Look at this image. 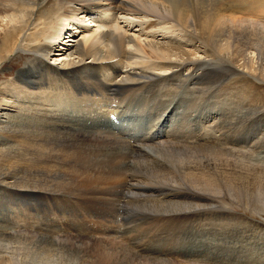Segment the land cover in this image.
Masks as SVG:
<instances>
[{
    "label": "bare ground",
    "instance_id": "1",
    "mask_svg": "<svg viewBox=\"0 0 264 264\" xmlns=\"http://www.w3.org/2000/svg\"><path fill=\"white\" fill-rule=\"evenodd\" d=\"M41 1L0 0V66L4 60H9L19 52L30 54L20 77L4 86L10 93L5 95L8 98L4 97V92L0 93V110L5 107L14 110L13 116L5 121L0 120L4 124V127H0V144L6 147L5 152L0 150V182L11 183L13 187L22 189L20 201L25 199L27 205L29 201L34 203L36 198L39 199L43 192H84V199H90L88 202L93 205L94 215L107 219L117 216L126 225L128 220L142 218L139 217L141 215L149 218L150 223L157 224L163 218L160 213H175V216L181 217L180 220H172L171 224H163L160 228L154 226L149 235L141 237V231H130L128 227L125 234L130 232L129 236H132V232H135L133 236L136 241L139 238L142 243L145 242V246L149 242L151 248L143 247L144 253L152 255L151 251L156 250V255L181 256L180 249L191 252L190 247H193L192 255L218 261L216 255L227 252L222 250V246L226 248L229 245L226 238H235L238 233L235 230L238 228L233 229V221L237 220L230 214L233 208L242 206L245 211L259 218L264 215L261 192L254 195L252 188L248 190L240 186L235 189V183L231 184L234 174L230 160L237 136L223 143L233 149L221 153L217 152L218 146L211 139L214 136L207 139L204 135L199 141V136L195 134L197 128H194L192 133L195 135L191 136L193 140H198L195 150L199 149V156L201 153L207 155L198 162H192V157L183 162L178 160L179 157H185L186 152L194 148L186 146L188 150L183 152L184 147L175 142L169 151L162 145H157L156 149L147 143L141 146L115 138L117 136L109 140L107 136L110 131L101 126L104 121L107 123L108 117L111 119L115 111L118 112L117 120H121L123 110L120 103L113 107L102 102L114 101L123 96L121 93L130 92L132 108L139 115L140 110L137 109L140 105L143 104V108L150 106V103L161 106L165 102L167 95L158 89L159 86L166 89L176 82L184 83L187 79H190V85H214L226 77L230 70H235L239 74L230 79L231 86L224 85L221 91H234L225 93L226 98L231 100L229 105L233 106L218 107L219 96L216 104L214 100V105L204 111L202 119L195 117L193 120L202 124L204 118L220 111L223 119L228 117L226 124L230 125L235 117L239 118L242 114L236 108L241 106L247 113L249 108L264 105V33L255 27L256 23L264 20V0H92L88 5H83L78 14L73 9L70 16L64 18V24L51 30L48 35L46 31L50 27V20L65 2ZM103 1L114 4L106 6L102 4ZM250 22H254V25H246ZM245 75H254L253 81L245 79ZM163 81L166 82L156 84ZM138 87L141 88L138 90ZM96 95L104 100L94 99ZM11 96L13 99L10 100ZM182 102L183 99L179 105ZM6 103L8 106L4 105ZM183 105L184 108L187 106ZM175 106L176 109L171 113L175 117L174 123L170 116L162 120L163 127L171 123L172 140L179 139L174 135L179 124L191 118L192 115H185L187 110L196 109L193 104L180 112L178 103ZM68 110L78 114L77 123L66 120L68 114L64 111ZM79 113H83L81 117ZM56 116L60 117L58 122ZM224 124L220 126L228 129ZM252 125L253 128L247 127L248 131L242 130L237 134L240 136L237 141L242 140L241 148H244L242 155L246 153L248 137L264 127V118L257 119ZM180 127L190 132L191 126L180 124ZM182 136L181 140L185 138V135ZM263 139H256L255 146L263 147ZM188 142L185 140L186 144ZM217 156L230 160L219 165L214 159ZM210 158L213 159L209 161ZM50 161L51 165L48 163ZM251 164L253 173L263 174L261 178L254 173L252 185H263L261 187L264 188L261 163ZM97 168L98 172L95 171ZM96 205L100 206L99 211H96ZM204 207L210 210H204ZM81 212H88V209L81 208ZM200 217L207 219L199 220ZM183 218H186L185 225L192 232L191 240L187 235L188 241L170 233L183 229ZM225 220L229 223L219 227L221 223L218 221ZM221 231H224V235ZM108 232L112 231L100 229V233L107 235ZM222 235L221 241L224 243L220 244L221 248L210 246L214 236ZM162 236L164 238L161 239ZM173 237L177 239L171 241ZM159 238L160 243L154 244ZM261 241L258 249L264 246V239ZM112 243L116 244L115 240ZM136 243L133 245L141 248ZM113 253L101 255L99 264L121 263L117 261L124 255L120 259L117 252ZM1 260L0 264H3Z\"/></svg>",
    "mask_w": 264,
    "mask_h": 264
},
{
    "label": "rangeland",
    "instance_id": "2",
    "mask_svg": "<svg viewBox=\"0 0 264 264\" xmlns=\"http://www.w3.org/2000/svg\"><path fill=\"white\" fill-rule=\"evenodd\" d=\"M14 1L22 2L23 0H14ZM29 1L37 2V0L36 1L29 0ZM63 1L65 2L64 6H62V8L60 7L59 11H57V14L53 16L52 19L50 20L51 22L50 27H49L50 30L49 28L47 29L46 35H48L51 32V30L53 29L56 30L59 28V26L63 25L64 18L66 19L67 17H69L70 16L69 13L73 11V9H75L76 13L78 14L80 12L79 10H81L83 5H88L89 2H91L92 0H83V1L82 0H78V1L77 0H63ZM93 1L100 2L101 0H98V1L93 0ZM124 1H128V0H124ZM38 2L42 3L43 1L38 0ZM109 3L110 1H103L102 4L106 6L114 4V3L112 4H109ZM246 25L248 26L254 25V22H250L249 24L247 23ZM255 27L257 29L259 28L258 30L264 33V20H261L258 23H256ZM62 42H64V39L62 40ZM29 56L30 54L26 52L25 53L19 52L17 53V55L10 58L9 60H6V61L4 60L5 62L3 61L2 65L0 66V91L3 89L0 93L4 92L5 98H8V96H5V95H7V93L8 94L10 93L7 89L5 90L4 86L5 85L7 86L8 83L11 82V80L15 82V79L17 77H20L21 71L24 68V63L29 58ZM240 71L242 72V70ZM236 74H239V73H237V71L235 70H230V72L226 75V77L222 78L218 83L214 85H210V84L209 85H205V84L196 85L195 83L190 85L189 83L190 79H187L186 80L187 82L185 81L184 83H181L179 81V82H176L175 85L168 86L166 89L160 88L159 86L158 89H160L161 92H164L167 95V98H166L167 100L166 99L164 100L166 104L165 102H162L161 106H159V105H152L150 103L149 104L150 106L147 105L144 108L142 104L140 105L139 109H137L138 111L140 110L139 115L136 113L137 111H134V109L132 108L133 101L130 97L131 95L130 92H128L127 94L123 92L121 93V95L123 96H120L119 99L116 98L114 101L110 99L111 101L106 100V102H102V104L104 103L107 106H113V107L116 106L117 103H120L121 108L123 110L122 119L117 120V124H115L114 122H111L110 117H108L109 122L107 121V123H105L104 121L101 128L110 131L109 136H107L109 140H110V137L117 136L115 138H121L123 139V141L125 139L126 142L136 143L138 145L140 144L141 146H145L149 144L150 147L156 148L157 145H162V148L164 149L167 148V150L169 151L171 150L170 148L176 144L175 142H177L178 146L181 145L184 147L183 152L188 150L186 149V146L194 148V150H188V152H186L185 157L187 158L182 157V156L179 157L180 159L178 160L183 161V162H187V159L190 157H192L191 158L192 162H198V160L201 157L207 155L205 153L204 154L201 153L202 156L201 155L199 156L200 154L199 149L197 151L195 150L198 147V145H196L198 140L195 138H194L195 140H193L192 136H194L195 134L198 135L199 141L200 139H202L201 137H203L204 135L207 136V139L214 136L211 139L213 142L216 143V146H218L217 152H221V153L227 152L228 153L230 149L234 148L235 150L232 153L233 156H231L232 160L227 159L223 156H217L214 158L215 162L219 165L223 164L225 160H230V164L233 165L232 173L234 174L231 184L234 185L235 183L234 188L237 189V188H240V186L241 187L243 186L247 188L248 190L253 189L252 191L254 192V195L261 192L262 194L261 193L260 194L264 200V193H263L264 188L261 187L263 185H260V186H256L254 184L252 185V183H254L255 181V179L253 180L254 173L259 175L261 178H263L262 177L263 174H259L256 172L253 173L252 171L254 170V167L251 164V163H254V164L261 163L262 169H264V146L259 148L258 146H255V143H254V142H257L256 139L259 140V137L260 139L264 137V127L258 130L257 132L253 133L252 135L250 136L248 135L249 137L246 140L247 141L246 145L248 146L245 149L246 153H244L243 155H242V152L244 148H241L243 145L241 144L242 140L237 141V139L240 137L237 134H240L242 130L244 132L248 131L250 127L251 128L254 127V125L252 124L257 119H261L262 117L264 118V105H261L262 107L256 106L251 109L249 108V110H247L248 111L247 113H246V110L242 109L241 106L239 108H236V110H240V112H242V114L240 115V117L242 118H240L239 116H238L239 118L235 117L236 118L234 119L235 121L232 120L230 125L226 124V119L228 117H225V119H223L222 116L220 115L221 114L220 111L215 112V114L204 118L202 124L201 123L198 124L199 121L193 120L195 119V117L196 119H202L204 117L203 116L204 111L207 108L214 105L213 103L214 100L216 104L218 100L217 97L219 96H221V99H219L218 101L220 103L218 107L228 106L231 103V100H228V98H226L225 93L231 94V91L232 92L234 91L230 89H227V91L224 90V92L222 93L221 91L224 88V85H228L230 79L235 77ZM253 77L254 75L253 76L245 75V79L247 80L249 79V81H253L252 80ZM164 82L166 81H163L161 83H156V84H162ZM152 83L154 82H151V84ZM140 88L141 87H138L137 89L139 90ZM136 90L132 89V91H136ZM98 98L99 96L97 95L94 96V99H98ZM11 99H13V96H11L10 100ZM99 99L104 100L101 97ZM170 99H172L173 101H171ZM182 99H183V102L181 105H179ZM186 99L188 100L186 101ZM112 101L115 103H113ZM177 103H178L179 109L181 110L180 112H184L185 109H188L187 107L189 105H190L189 107H192L193 104L196 105V109H194L193 111L187 110V113H185V115L188 114V117L192 115L191 118L190 119L188 118L186 121L182 120L183 122L180 123L182 124V126H191L190 132H188L186 128L181 129L180 124H179L174 134L176 138H179V139L172 140L173 139L172 138L173 135L171 133L172 129L169 128L171 123H166L165 126L163 127L162 120L163 119L166 120L168 119L167 116H170L172 118V122L174 123L175 117L173 114L171 115V113L174 108L176 109L175 105H177ZM183 104L187 106L184 108ZM4 105L8 106L7 103ZM230 106H233V105H229L228 107ZM236 106H238V104H236ZM5 108H3V110H0V120L1 121H5L7 120L6 118L14 115V112H13L14 110L12 108H9V107H5ZM166 108L168 109L167 111L165 110ZM68 111H66L68 114L66 117L67 118L66 120H68L71 123H75V122L77 123L78 118L76 117H78V114L75 112L71 113L72 110L71 111L68 110ZM156 111L158 112V114L156 113ZM191 111L192 113H190ZM70 113L71 114L75 113L76 115L72 117ZM199 113L200 114L202 113V116H200ZM82 114L83 113H79V117H81ZM68 116H70L72 120ZM57 117L58 116L55 117L56 121L60 119V117L58 118ZM223 122L227 125V127H229L228 129L220 126V124ZM130 123L131 124L133 123L132 124L133 126ZM136 123L138 124L137 126H139L138 131L136 130L137 129ZM2 124H0V127L2 126L4 127V124L3 125ZM175 124H178V123L175 122ZM140 126L142 127V130ZM166 128L168 132L166 131ZM194 128H197V131L195 134L192 133L194 132L193 130ZM139 130H141L142 132L144 131V132L142 133ZM167 133L168 135H166ZM182 135H185V138L183 140H181L183 137ZM234 135L235 137L237 136L233 143L236 147L232 145L233 148H231L230 146H226L225 144H223V143H226ZM145 136H151V137L148 140H144L143 137ZM154 136L155 138H153ZM102 139L103 137H101V140ZM185 140L190 141V142L186 144ZM252 141H253V144H251ZM3 142L6 144L4 140ZM2 146L3 145L0 144V150L2 152H5L6 147H2ZM194 151H196L197 153L193 154ZM178 154L180 155V153ZM260 154H262V156L259 158ZM241 157L246 161L248 160L249 162L251 161L250 165H249V162L246 163ZM212 159L213 158H210L209 161ZM255 161H259V162H255ZM48 163L51 165V161ZM59 163H61V161ZM67 164L69 165L70 163H67ZM67 164H66V167L68 166ZM61 165L65 166V164L63 163H61ZM246 167L247 168L249 167L248 170ZM90 171L91 170L88 169L87 172L90 173ZM95 171L98 172L99 169L97 168L95 169ZM128 181L129 180L127 179V182ZM262 184H264V180L262 181ZM258 189L259 191L256 192L255 190H258ZM260 189H262L263 192ZM22 191L23 190L20 188L13 187L11 183L0 182V260L2 259L1 262H3V264L4 263L5 264H8V263L9 264H99L101 257H102L101 255H105L108 253L112 255L111 252H114V253L117 252L116 254L117 255L119 254L118 256L120 257V259H121L122 254L124 256L126 255V257L130 256L126 258L122 255L123 256L122 259L117 261V263L121 262L122 264H127V263L128 264H138V263L139 264H160V263L161 264H264V257L262 256V253L264 252V246H262L263 247L262 249H258L257 247L258 245H261V242H262L261 239H264V235H263L264 234V215H261L260 218L257 217L256 215L253 216L252 214L249 213L248 210L245 211L242 206H237L233 208L232 212H230L232 217L238 220V221L237 220L233 221V223H235V226H236V227L234 226L233 229L238 228V229H235V230H238L237 236L235 238H232V237L226 238V241L229 242V245L225 246L227 249L224 248V246H222V250H227V252L225 251L226 252L225 253L223 251V253H219V255H216V258L218 256L219 259L217 258L218 261L216 260L213 262L212 261L213 258L211 259L209 257L207 259L206 257L203 258L202 255L201 256L198 255L197 257L195 255H192L193 249H194L193 247H190L191 252L181 251L180 249V252L182 253L181 256H176L175 254L173 256L171 255L166 256L161 253L160 255L159 253L158 255H156L154 253V251L157 252L156 250L151 251L152 255L150 253H144L142 252L144 250L143 247H145V249L151 248L149 242L147 246H145L144 245L145 242L143 241L142 243L141 242L142 240H139V238L137 239L138 241H136V238H134L133 236L135 232H132V236H129L130 232H128V234L127 233L125 234L126 229L128 227L130 231L131 230L132 231L138 230V232L141 231L139 233L141 237L146 234L149 235L151 230L154 229L153 228L154 226L160 228L163 224H166V225L171 224L170 222L172 220L173 221L180 220L181 217H179V215L175 216V213L174 214L160 213L161 215H163V218L161 222L157 224L150 223L151 220L149 218L144 217V215H141L139 217H142V218L137 217L133 220H128V224L126 225L125 223L123 224V222L118 223L117 222L118 219H121V218L117 216L115 218L113 217V218L107 219L104 216H103L104 218H100L99 216L94 215L93 205H91V203L88 202L90 201V199H87V198H86L87 200L84 199V197L86 196L84 195V192L80 194H76V193L71 194L68 191H65V192L60 191L55 194H48L47 192H43L44 194L41 193L40 195L41 197L39 199L36 198V201L34 202L35 204L29 201L27 205L25 203L26 202L25 199L21 200L22 202L20 201L21 199L20 197L23 196ZM52 195L54 196L57 195V196L55 197L53 196L54 197L53 198ZM58 196H60L61 198L58 199L59 198ZM66 197L68 199L71 198L68 203H67L68 199L66 200ZM62 199H64L63 202H66L68 205L62 204L63 202H60ZM96 206H97L95 208L96 211H99L100 206L99 205H96ZM214 206L215 205H213V207ZM81 208L84 210L88 209V212H85V213L81 212ZM204 208H200V209H204ZM210 208L212 209V206ZM210 208H207V209L210 210ZM248 208L249 210L251 209V207L249 206ZM77 209L79 210L76 211ZM115 209L117 210V205ZM207 209L205 208L204 210H207ZM90 213H93V214L90 215ZM185 213L187 214L188 212H185ZM9 215L11 216V218ZM138 219H141V220H138ZM185 219L186 218L182 219L183 229L179 230V232L177 233L176 232H170V233L174 235H178L179 237H182L183 241H188L187 235L189 236L191 240L192 232L189 229V226L185 225ZM198 219L204 220L207 218L200 217ZM143 220L145 222H141ZM218 223H221L219 227H222L224 226L225 223H229V222L225 220L221 222L218 221ZM111 224L113 225L112 228H108L107 226ZM114 226H115V229H114ZM97 228L99 230L95 231ZM101 228L110 230L112 232L110 233L108 232L107 235L104 233H100ZM113 230L115 231V234L113 233L114 232ZM220 233H223L224 235V231H221ZM113 234L115 235V237L117 236L116 238L118 239H116ZM223 235L219 237L214 236L213 239L214 241L215 240L216 241L215 242L212 241V244H210V246L220 247V244L223 242L221 241V239H223ZM162 238H164V236H162L161 239ZM161 239L160 238L157 239V241L154 242V244L160 243ZM176 239L177 237H173L171 238V241L176 240ZM114 240L116 244L112 243ZM133 240L135 243L137 242L136 244H139V246L141 245L140 247L142 249L136 248L137 245L136 244H135L136 246L133 245L134 243L132 242ZM114 245L119 246V247H115ZM117 248L120 249V251L117 250ZM136 257L138 259H136ZM254 260L256 262H254Z\"/></svg>",
    "mask_w": 264,
    "mask_h": 264
}]
</instances>
